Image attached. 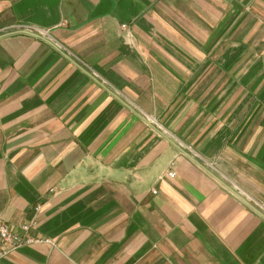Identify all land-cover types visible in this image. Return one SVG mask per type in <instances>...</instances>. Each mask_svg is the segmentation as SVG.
I'll list each match as a JSON object with an SVG mask.
<instances>
[{
	"label": "crops",
	"instance_id": "1",
	"mask_svg": "<svg viewBox=\"0 0 264 264\" xmlns=\"http://www.w3.org/2000/svg\"><path fill=\"white\" fill-rule=\"evenodd\" d=\"M0 219L54 241L0 264H264V0H0Z\"/></svg>",
	"mask_w": 264,
	"mask_h": 264
},
{
	"label": "built area",
	"instance_id": "2",
	"mask_svg": "<svg viewBox=\"0 0 264 264\" xmlns=\"http://www.w3.org/2000/svg\"><path fill=\"white\" fill-rule=\"evenodd\" d=\"M126 25L123 24V27ZM169 176L174 175V172L167 171ZM39 206L36 207V209ZM33 221L29 223H23L21 229L27 230L30 226L34 225ZM38 243H49L53 245L54 241L49 237H31L26 235H19L16 233L10 223L4 222L0 219V259L9 254V251L22 247L24 245L38 244Z\"/></svg>",
	"mask_w": 264,
	"mask_h": 264
},
{
	"label": "water",
	"instance_id": "3",
	"mask_svg": "<svg viewBox=\"0 0 264 264\" xmlns=\"http://www.w3.org/2000/svg\"><path fill=\"white\" fill-rule=\"evenodd\" d=\"M231 189V188H230ZM233 190V189H232ZM234 191V190H233ZM234 193H236L242 200H244V201H246L245 199H243L236 191H234ZM248 204L251 206V207H253L249 202H248Z\"/></svg>",
	"mask_w": 264,
	"mask_h": 264
}]
</instances>
